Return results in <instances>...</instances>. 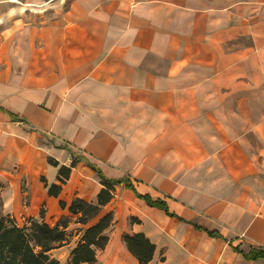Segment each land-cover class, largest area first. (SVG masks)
<instances>
[{
    "label": "crops",
    "instance_id": "crops-1",
    "mask_svg": "<svg viewBox=\"0 0 264 264\" xmlns=\"http://www.w3.org/2000/svg\"><path fill=\"white\" fill-rule=\"evenodd\" d=\"M19 4L0 0L4 212L43 207L49 225L85 228L97 218L67 207L95 202L90 163L174 214L115 185L90 264H136L122 235L137 232L155 246L149 264H264L243 255L264 248V0H71L37 20ZM70 152L80 160L60 183L47 158L68 166ZM74 237L49 253L67 259Z\"/></svg>",
    "mask_w": 264,
    "mask_h": 264
},
{
    "label": "trees",
    "instance_id": "trees-1",
    "mask_svg": "<svg viewBox=\"0 0 264 264\" xmlns=\"http://www.w3.org/2000/svg\"><path fill=\"white\" fill-rule=\"evenodd\" d=\"M12 121L23 122L18 116L6 112ZM80 157L70 152V164L65 166L58 164L51 157L47 162L57 166L58 180L63 183L68 179L70 169L75 165ZM99 178L101 184L96 194L95 202L86 201L81 198H73L67 209L70 214H76L75 222L85 224L93 218L96 221L81 230L80 236L69 252L66 264H90L96 261L95 249H103L107 243V236L104 230L111 224L112 213L105 212L100 215V210L112 197V191L115 185H124L125 188L131 189L137 198L145 201L149 206L162 209L170 216L164 201L151 199L147 194H139L135 191L131 182L126 177L117 179L105 178L99 169L92 164H88ZM44 186L49 195L57 196L61 189V184L47 183L45 178L41 177ZM60 207L65 203L59 200ZM39 217L36 220L32 217L28 219V224L18 226L13 218L9 216H0V264H60L58 259L53 257L49 251L68 243L69 234L66 228L70 217L62 216L64 222L57 221L49 225L43 221V210H40ZM209 236L218 237L215 231L205 230ZM122 240L128 252L136 259V264H149L154 252V244L141 232L124 233ZM247 259H264V248H250L247 253L243 254Z\"/></svg>",
    "mask_w": 264,
    "mask_h": 264
},
{
    "label": "rangeland",
    "instance_id": "rangeland-1",
    "mask_svg": "<svg viewBox=\"0 0 264 264\" xmlns=\"http://www.w3.org/2000/svg\"><path fill=\"white\" fill-rule=\"evenodd\" d=\"M18 1H20L19 6L21 8L26 9V11H27L26 14L29 15V16L25 15L26 19L31 20L34 18L35 20H37L39 18L38 15H41V17H40L41 19H44V18L46 19V18L50 17L55 9H63L64 7H66L68 5V3L71 0H52L51 2H49V0H18ZM35 12H40V13H35ZM33 13L36 14L35 17L33 16ZM248 139H249L250 145H256L257 144V143H255V142H257L256 138L249 137ZM262 168H264L263 165L260 167V169H262ZM5 187H6V184H4V182H2L0 180V216H9V217L13 218L14 222L18 226L28 224V219L30 217H28L24 213L16 215V216H14V215L10 216L9 214H6L4 212L3 203H2V199H1V193L5 189ZM40 210H44L43 207L39 208V210L37 212V217L34 219H36V220L41 219L39 217ZM62 216L63 215L59 216L58 219L56 220V222L59 220H61V222H64L65 220L62 219ZM42 219H44V217ZM79 226L80 225L73 224L72 219H69V222H68V225L66 228V232H67V234H69L68 240L72 239L75 236L74 237V242H75L79 238L78 236L81 233L79 231L82 230V228ZM78 232H79V234H78ZM59 259L60 260H58V261L60 264H66L65 261L68 260V258L67 259L65 258V255H63V257L59 256Z\"/></svg>",
    "mask_w": 264,
    "mask_h": 264
},
{
    "label": "bare ground",
    "instance_id": "bare-ground-1",
    "mask_svg": "<svg viewBox=\"0 0 264 264\" xmlns=\"http://www.w3.org/2000/svg\"><path fill=\"white\" fill-rule=\"evenodd\" d=\"M10 1H13V2H18V0H10Z\"/></svg>",
    "mask_w": 264,
    "mask_h": 264
}]
</instances>
